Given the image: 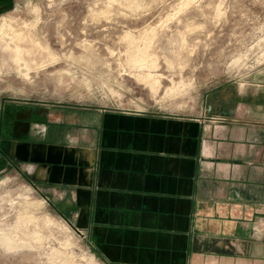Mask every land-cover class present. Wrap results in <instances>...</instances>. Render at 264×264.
<instances>
[{"label":"crops","instance_id":"obj_1","mask_svg":"<svg viewBox=\"0 0 264 264\" xmlns=\"http://www.w3.org/2000/svg\"><path fill=\"white\" fill-rule=\"evenodd\" d=\"M259 76L194 116L8 102L0 132L106 264H264Z\"/></svg>","mask_w":264,"mask_h":264},{"label":"rangeland","instance_id":"obj_2","mask_svg":"<svg viewBox=\"0 0 264 264\" xmlns=\"http://www.w3.org/2000/svg\"><path fill=\"white\" fill-rule=\"evenodd\" d=\"M4 18L24 38L0 34V126L14 101L194 116L211 92L264 72V0H0ZM4 42L20 45L18 63ZM16 165L0 132V226L28 197L38 201L27 226L43 238L0 246V264H106Z\"/></svg>","mask_w":264,"mask_h":264},{"label":"bare ground","instance_id":"obj_3","mask_svg":"<svg viewBox=\"0 0 264 264\" xmlns=\"http://www.w3.org/2000/svg\"><path fill=\"white\" fill-rule=\"evenodd\" d=\"M10 23L5 18L2 20V22H0V34H1V36L5 35V34H8V35H10L11 40L14 39V38H18L20 40L21 37H22L21 39H23L24 37L22 36L23 35L22 31H18L19 29L17 30ZM127 35H129V33ZM129 36L130 37L131 36L134 37V35H129ZM13 41H15V40H13ZM134 42H136V41H134ZM4 43H6V42H4ZM147 43H149V42H147ZM133 44H135V43H133ZM25 45H23V46L26 47ZM23 46H22V48H23ZM133 46H135V45H133ZM145 46H146V43H145ZM7 48L10 50V54H11V56H13V59L14 60H17V63H18V60L22 58V55L20 57V54H21V51H22L20 45L15 42V43H13V46H11L7 42L6 43V50H7ZM143 48L137 46L134 51L132 50L133 52H131V53H133L136 56H139V58H141V59L142 58H145V61L147 62V65H148L149 59L146 58L147 50L146 49H143ZM26 52H25V54H26ZM29 53H30V51H29ZM149 64H154V63H151L150 62ZM143 75H144V73H143ZM145 79L148 82H150L152 88L156 86L155 84L157 83L156 82L157 80L154 81L156 78L153 80L152 73L146 74L145 75ZM176 83H178V82H176ZM174 85H176V84L173 83V85L171 86L172 88H170V87L169 88L171 90L174 89L175 88ZM176 87H177V85H176ZM169 92H170V90H169ZM27 196H28V194H27ZM37 201L38 200H31V198L29 199L28 197H25V199H24V205H23L22 209L21 210H18V212L14 216L15 217L14 221L11 222V223H9L7 225V227H3L4 225L3 226H0V246H3L5 249H10V248H14V247L18 246V244L20 242H21L20 244L22 245V243L24 244V243L29 242L30 239H35V240L40 241L43 238V233H41L40 230L34 228V226L33 227H30V228L27 226V222H29V221H34L35 222V220H36V215H35V213L33 211V204L36 203ZM43 218H44V221L47 222V223H57V224H61V226H63V227L68 228V225L65 223V221L62 222L61 220H59V222H57V220L52 219V217L49 216L48 214H45ZM24 221L26 222V224L23 223ZM5 226H6V224H5ZM36 227H37V225H36Z\"/></svg>","mask_w":264,"mask_h":264}]
</instances>
